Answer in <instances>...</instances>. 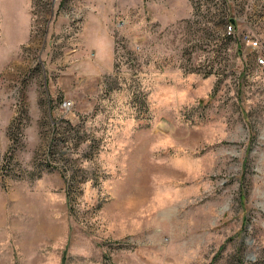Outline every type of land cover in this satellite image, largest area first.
<instances>
[{
  "label": "rangeland",
  "instance_id": "rangeland-1",
  "mask_svg": "<svg viewBox=\"0 0 264 264\" xmlns=\"http://www.w3.org/2000/svg\"><path fill=\"white\" fill-rule=\"evenodd\" d=\"M258 54L261 0H0V264H264Z\"/></svg>",
  "mask_w": 264,
  "mask_h": 264
},
{
  "label": "built area",
  "instance_id": "built-area-1",
  "mask_svg": "<svg viewBox=\"0 0 264 264\" xmlns=\"http://www.w3.org/2000/svg\"><path fill=\"white\" fill-rule=\"evenodd\" d=\"M264 3V0H261ZM236 23L234 19H229L225 27V36L231 37L235 34ZM242 42L253 50H260L262 48L261 43L258 39L251 35L250 32L246 31L242 33ZM256 61L258 64H264V57L261 54L256 56Z\"/></svg>",
  "mask_w": 264,
  "mask_h": 264
}]
</instances>
